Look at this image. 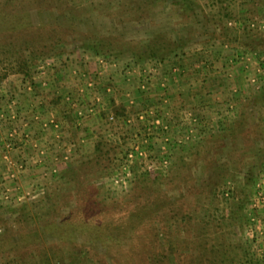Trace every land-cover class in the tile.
Segmentation results:
<instances>
[{
    "label": "rangeland",
    "instance_id": "1",
    "mask_svg": "<svg viewBox=\"0 0 264 264\" xmlns=\"http://www.w3.org/2000/svg\"><path fill=\"white\" fill-rule=\"evenodd\" d=\"M35 67L109 95L91 149L0 185V264H264V0H0V99Z\"/></svg>",
    "mask_w": 264,
    "mask_h": 264
},
{
    "label": "crops",
    "instance_id": "2",
    "mask_svg": "<svg viewBox=\"0 0 264 264\" xmlns=\"http://www.w3.org/2000/svg\"><path fill=\"white\" fill-rule=\"evenodd\" d=\"M49 68L35 67L29 72L31 80L20 72L23 76L14 77L11 89L8 87L15 95L0 99L9 104L0 110V185H25L22 171L31 176L44 169L52 172L56 159L64 155L70 159L76 149L94 146L103 122L94 106L109 95L103 82H87L80 69L75 70L76 81L71 85L63 80V68L54 72ZM108 87L114 90V86ZM8 143L13 146L8 148Z\"/></svg>",
    "mask_w": 264,
    "mask_h": 264
},
{
    "label": "trees",
    "instance_id": "3",
    "mask_svg": "<svg viewBox=\"0 0 264 264\" xmlns=\"http://www.w3.org/2000/svg\"><path fill=\"white\" fill-rule=\"evenodd\" d=\"M185 7H187L188 9L189 8H191L192 7V5H191V3H184L183 4ZM193 10H194V8H193ZM165 40H167L166 38H165ZM173 42H175V41H173ZM161 46H162V44H160V49H159V47H155L154 49H152V50H149V53H151V55H153V56H156L157 54H159V52H161ZM143 50H141V52H140V57H142V56H147V55H149L147 52H148V50H147V48H142ZM96 52H98V53H100L101 52V50H99V49H97V50H95ZM164 51H162L161 53H163ZM25 71V70H24ZM22 69H21V71H19V72H21V73H23L24 72ZM99 144V143H98ZM151 208H153V206H148L147 207V210L146 211H150L151 210ZM145 213V212H144ZM140 216H141V213L140 214H138V217L140 218ZM132 218L130 219V222H128L129 224H132V222H134V221H136V218L134 217V216H131ZM55 224V223H54ZM54 224H52V226L54 225ZM125 224V223H124ZM126 225V224H125ZM128 225V224H127ZM57 226V229H58V231H61L62 229H63V227H62V224H57V225H55V226H53L54 227V229H55V227ZM50 230H52V229H50ZM52 232H53V230H52ZM5 235V234H4ZM1 238H0V251H4V250H8V249H10V248H12L13 246H15L14 244H16L17 243V245L19 244L18 243V239L17 238H14L13 236H0ZM128 239V238H127ZM20 240V242H22L24 239H19ZM27 241H30V240H28V239H26ZM132 263V261H128L127 263ZM9 263L10 264H19L20 262H16L13 258L9 261Z\"/></svg>",
    "mask_w": 264,
    "mask_h": 264
},
{
    "label": "built area",
    "instance_id": "4",
    "mask_svg": "<svg viewBox=\"0 0 264 264\" xmlns=\"http://www.w3.org/2000/svg\"><path fill=\"white\" fill-rule=\"evenodd\" d=\"M110 118L113 119L114 117L111 115ZM12 146H13L12 143H8V145H7L8 148L12 147Z\"/></svg>",
    "mask_w": 264,
    "mask_h": 264
}]
</instances>
